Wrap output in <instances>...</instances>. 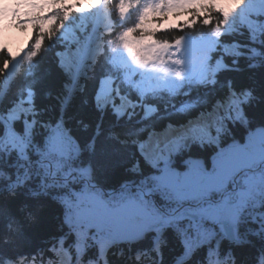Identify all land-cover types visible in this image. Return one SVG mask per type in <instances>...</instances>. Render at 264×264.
Returning a JSON list of instances; mask_svg holds the SVG:
<instances>
[{
  "label": "trees",
  "instance_id": "1",
  "mask_svg": "<svg viewBox=\"0 0 264 264\" xmlns=\"http://www.w3.org/2000/svg\"><path fill=\"white\" fill-rule=\"evenodd\" d=\"M87 1L92 6H86ZM96 1L84 0V10L72 13L75 19L81 20L76 23V29L71 30L72 35L67 41L58 39L56 27L43 31L40 27L33 26L28 54L32 56L34 53V41L39 37L48 46L53 43V48L47 47L34 58L29 56V59L21 60L12 75L7 72L12 57L4 49L0 51V140H5L4 149H8L9 140L19 141L12 134L23 135L22 120L14 121L10 125L12 130L5 129V133L3 126H7L4 122L5 114L19 100L28 97L27 90L32 92L31 110L27 119L31 121L30 126L34 127L27 131L30 137L24 139L22 136L20 145L29 154L28 158H37V155L47 152L46 148L41 149L45 144V137L55 133L58 137L52 143H47L48 147H65L69 145L67 140L72 141L79 150L76 163L89 165L93 180L105 190L116 188L125 180H133L136 175L150 170L149 161L142 155L139 146L151 133L186 125L202 113L210 111L215 101L223 102L229 93L246 95V99L240 103V117L233 120L220 117L221 120L217 121L214 129H196L198 139L181 141V156L179 154L175 163L178 164L179 160L185 158H194L208 164L210 155L215 154L218 147L230 142H244L249 131L255 128L264 129V27L258 26L259 21L253 19L245 23L244 19L235 30L223 37L224 42L237 45V54L224 57L225 68L217 75V80L211 87L197 89L188 97L196 103L195 108L177 112L176 109L165 111L163 107H158L156 116L144 120L145 116L140 107H136L129 114L118 115L113 108L99 104V80L108 73L104 53L98 52L94 62L88 61V67L82 70L79 79L74 82L72 70L68 73L60 66L58 54L68 46L72 53L75 51V63L80 52L79 49L76 50L75 42L77 39L79 42L81 35L91 29ZM192 15L200 18L198 13ZM203 15L212 18L214 22L221 18L211 9ZM195 25L198 30H203L199 23ZM256 28L257 31H253ZM251 33L254 34V39ZM161 37L170 39L172 35L165 33ZM249 50L251 52L248 55ZM130 97L133 101L136 100L132 95ZM48 128L51 131H47ZM171 144L168 143L163 151L171 149ZM175 144L179 145L178 142ZM10 154L9 159L13 156V153ZM1 160L5 162L3 157ZM0 167L5 171L0 174V187H9V181L14 175L5 165L0 164ZM53 185L55 188L71 189L66 184ZM8 193L10 194L5 195L6 193L0 192V264H5L8 258L13 261L23 258L22 264H59L60 258L55 261L49 252V248L57 244H61L69 254L80 250V261L85 264H99L95 249H87L89 243L86 231L76 233L59 221L62 215H66L65 208L59 202L60 195L53 192L50 196L36 197L19 189L10 190ZM259 214L258 217L263 223L261 227L264 229V209ZM261 227L260 232L254 236L242 232L244 242L237 245L222 244L217 249H212L210 243H207V248L198 246L200 248H196L183 264H264V240L260 237L264 230ZM191 236L196 242V234L192 233ZM158 245V253H152L154 250L147 248L152 253L149 264H169L175 255H180L183 251L176 236L163 237ZM117 251L116 253L120 251L125 254L126 246H121ZM116 253L111 248L107 249L105 263L141 264L124 262L122 260L126 256L115 255ZM36 254L37 257L32 262ZM77 262L76 260L75 263Z\"/></svg>",
  "mask_w": 264,
  "mask_h": 264
},
{
  "label": "rangeland",
  "instance_id": "2",
  "mask_svg": "<svg viewBox=\"0 0 264 264\" xmlns=\"http://www.w3.org/2000/svg\"><path fill=\"white\" fill-rule=\"evenodd\" d=\"M186 2L187 0H182ZM253 6L256 11H259L260 13L264 12V6L257 3ZM246 0H218L216 2V6L218 8H222L224 11V14L226 16L227 22H235L238 19V13L240 10L244 8H248V3H245ZM9 8L13 10L12 2L9 3ZM91 6V4H88V7ZM237 6H240L239 10L236 9ZM84 9V8H83ZM82 9V10H83ZM7 20V17L1 18L0 22H3ZM78 22L81 20V18L77 19ZM104 22L106 25L110 24L109 17L105 15ZM164 24V23H163ZM175 20L169 19L165 25L164 28L174 25ZM229 28L225 29V32L228 31ZM69 29H64L63 34H68ZM6 35L0 34V51L2 49L8 51L11 53L13 63L8 64L7 72H11V68L14 65V62L16 59L19 58L18 55H15V51L19 49L21 53L25 50V42L26 37L24 34H21L20 32L16 30L5 32ZM126 48L125 53L122 55V59L126 60L127 58L130 59V61L134 64L133 65V72L134 74H138V81L139 83H145V85L148 82H154L159 84H162V82L169 84L170 80L172 79V76L176 73L175 69L173 68L174 63H176L178 60L182 61L183 59H192L194 63L192 65L200 64V55L198 52L203 51V46L207 47L209 46V42L207 38H201V39H195V40H183L179 43L178 49L175 50L173 55H177L178 59L173 62L169 60L168 56L172 55V49L167 45H161L156 44L152 41L144 40L143 42H139L136 44H132L130 40H127L125 42ZM95 50V49H94ZM94 50L91 51V53L88 54V57L86 58V62L82 63V70H84L86 67H88V61L92 59V56L94 54ZM228 53H234L233 46L230 45ZM20 53V54H21ZM74 53H72V50L66 49L65 51L58 54V59L60 66L62 68H65L68 71H71L74 68ZM71 55V56H70ZM18 56V57H17ZM138 68L140 71H138ZM81 70V72H82ZM69 73V72H68ZM145 87L144 85H142ZM148 88V87H146ZM118 90L113 85V81L110 79H105L102 81V87L100 89L99 95H98V102L100 105L104 106L107 105L109 108H113L118 115L121 114H129L131 110H133L135 104L127 100L124 96H121L118 94ZM246 99V95H233L223 104L214 103V107L212 111H209L207 113L199 115L195 120H191L187 123V125H184L180 128H168L162 132L159 133H151L147 139L142 142L139 146V150L142 153L143 156L147 160L153 159L157 153L160 151L161 147L165 146L167 143H172L169 148L173 149L179 146L181 149L183 148L181 146L182 140H196L198 139V135L196 134V127L201 128V131L209 130L210 128L214 129L217 126V121L221 120L220 117H226L227 115L230 116V119L233 118V115H237L239 113V103ZM31 106L28 101H20L17 103L12 109H10L7 112V119H18L22 120L24 122V126H22L23 134L27 131H30L34 126H30L31 121L27 119V115L30 113ZM154 109L152 107H144V113L145 115H151L153 113ZM219 115V116H218ZM41 127H47V126H39ZM12 130V126H3V130ZM11 129V130H10ZM50 128L47 129V131ZM46 132V131H45ZM262 134V133H261ZM13 136H16L19 138L20 141H23L21 136L25 135H16L12 134ZM69 142V140H67ZM258 149L254 150V145L251 147L248 143H244V145H232L228 147L227 149L222 150L217 157V160L215 162L218 163L217 167L213 169L210 173H198L196 169L191 170L192 174L190 176H186L187 174L182 175H176L175 178L178 180L179 183L185 184L188 183V188H193L194 184L193 181L199 178H206V182H213L214 179L218 175H221L227 173L229 175V169L232 168V171L234 170V166L241 167H247V165H254L256 167L257 163H264V136L258 134ZM178 142L179 145H176L175 143ZM12 141L9 140L8 142V152L9 150H12ZM5 144V142H4ZM74 143L70 142L69 145L66 146V148L73 146ZM57 146V149L63 150L64 148ZM5 148V146L3 147ZM14 148V147H13ZM67 150V149H66ZM176 150V149H174ZM178 150V149H177ZM181 151V150H179ZM216 163V164H217ZM221 175V177L223 176ZM234 174V173H232ZM230 174L229 176H232ZM160 175L168 176V166H166L163 169V172ZM204 175V176H202ZM202 176V177H201ZM257 180V178H256ZM202 181V185L205 184ZM252 189L256 188V181L253 182L252 180H248L247 188L240 189L241 192V198L246 200V198H249L251 195ZM196 192V190H195ZM231 205V204H230ZM237 209L239 206L237 204H232ZM241 207V204H240ZM220 212V211H218ZM264 221V220H263ZM252 228L251 231L253 232L256 229V223L254 220L251 221ZM251 232V233H252Z\"/></svg>",
  "mask_w": 264,
  "mask_h": 264
},
{
  "label": "bare ground",
  "instance_id": "3",
  "mask_svg": "<svg viewBox=\"0 0 264 264\" xmlns=\"http://www.w3.org/2000/svg\"><path fill=\"white\" fill-rule=\"evenodd\" d=\"M1 4H2V2L0 0V11H1V13L3 15H5L6 14V9H5L4 5H1ZM196 129H198L199 131H201V128L196 127ZM203 131H205V130H203ZM56 248H57V252H53L52 250H49V252L54 257L55 261H57L59 259V256H60L61 252L64 251V247L62 245H58Z\"/></svg>",
  "mask_w": 264,
  "mask_h": 264
},
{
  "label": "water",
  "instance_id": "4",
  "mask_svg": "<svg viewBox=\"0 0 264 264\" xmlns=\"http://www.w3.org/2000/svg\"><path fill=\"white\" fill-rule=\"evenodd\" d=\"M254 136H255V135L253 134L251 138H253ZM229 210H230V209L227 208V209H226V212L229 211ZM223 227L227 230L226 232L228 233V235H229V233L231 234V230H232V228H233V224H231V223H224V224H223Z\"/></svg>",
  "mask_w": 264,
  "mask_h": 264
}]
</instances>
